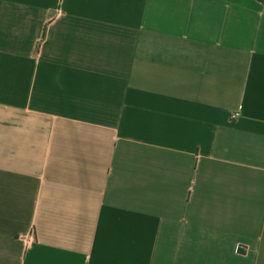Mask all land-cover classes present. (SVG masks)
Listing matches in <instances>:
<instances>
[{"label":"crops","instance_id":"1","mask_svg":"<svg viewBox=\"0 0 264 264\" xmlns=\"http://www.w3.org/2000/svg\"><path fill=\"white\" fill-rule=\"evenodd\" d=\"M0 264H264V0H0Z\"/></svg>","mask_w":264,"mask_h":264},{"label":"built area","instance_id":"2","mask_svg":"<svg viewBox=\"0 0 264 264\" xmlns=\"http://www.w3.org/2000/svg\"><path fill=\"white\" fill-rule=\"evenodd\" d=\"M237 116H238V114H235V115H234V117H237Z\"/></svg>","mask_w":264,"mask_h":264}]
</instances>
